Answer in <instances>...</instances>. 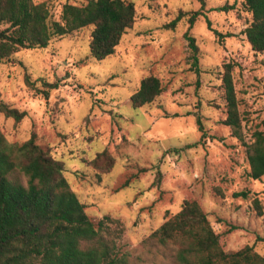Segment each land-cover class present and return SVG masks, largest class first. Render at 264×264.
Here are the masks:
<instances>
[{"label":"rangeland","instance_id":"1","mask_svg":"<svg viewBox=\"0 0 264 264\" xmlns=\"http://www.w3.org/2000/svg\"><path fill=\"white\" fill-rule=\"evenodd\" d=\"M33 1L46 2L57 21L64 4L87 0ZM126 1L134 5V24L101 61L90 56L87 27L0 63V100L27 113L19 123L0 113V131L9 143L34 133L63 163L86 214L93 221L109 215L122 223L119 242L129 264H174L173 244L143 240L184 200L200 205L223 250L252 246L264 257V176L248 177L246 147L222 124V66L231 63L244 141L264 131V53L254 54L243 34L250 13L241 0ZM179 11L186 16L174 30L166 29ZM193 12L199 15L189 27ZM185 32L198 47L195 67ZM25 74L56 81L58 89L45 100L24 84ZM147 76L158 78L163 92L134 109L130 96ZM102 151L114 159L106 173L85 163ZM240 191L249 197L234 198ZM255 197L261 216L252 206Z\"/></svg>","mask_w":264,"mask_h":264},{"label":"trees","instance_id":"2","mask_svg":"<svg viewBox=\"0 0 264 264\" xmlns=\"http://www.w3.org/2000/svg\"><path fill=\"white\" fill-rule=\"evenodd\" d=\"M241 1L251 15L243 34L251 51L263 54L264 0ZM198 15L199 12L191 14L189 27ZM184 16L186 12L179 11L164 27L174 30ZM134 21V5L126 0L64 4L57 21L51 18L46 2L0 0V63L11 61L20 50L44 49L53 39L87 27H92L88 44L90 56L101 61L114 53ZM184 39L195 67L198 63L195 39L188 32L184 33ZM222 68L226 107L222 124L246 147L248 177L259 180L264 176V131L255 130L249 143L244 141L232 79L234 64H223ZM24 84L45 100L59 86L58 82L43 78L31 80L29 74H25ZM162 92L158 78L144 77L130 96L131 106L137 109L150 104ZM0 113L15 123L27 115L26 111L2 100ZM196 122L202 131L200 121ZM85 163L106 173L113 167L114 159L107 151H102ZM63 173V163L37 143L34 133L22 143H9L0 131V264H129L128 255L119 242L124 232L122 223L109 215L93 221ZM249 195L248 191H240L233 197L247 199ZM252 206L261 216L262 206L256 197ZM143 244L162 247L173 244L174 264H264V257L252 246L237 251L223 250L207 215L192 200H184L180 210L145 238Z\"/></svg>","mask_w":264,"mask_h":264}]
</instances>
